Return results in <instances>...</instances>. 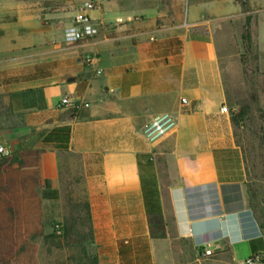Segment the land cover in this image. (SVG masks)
Segmentation results:
<instances>
[{
    "label": "crops",
    "instance_id": "crops-1",
    "mask_svg": "<svg viewBox=\"0 0 264 264\" xmlns=\"http://www.w3.org/2000/svg\"><path fill=\"white\" fill-rule=\"evenodd\" d=\"M95 1L98 35L68 44L63 29L82 0L70 4V20L60 14L42 22L34 13L41 0H0V10L12 11L19 27L15 40L26 42L0 49V144L35 161L54 188L63 156L81 158L87 185L108 214L98 232L102 256L111 259L104 264H120L119 242L139 237L147 238L156 264L171 233L197 254L211 250L233 264L263 255L264 118L246 113L233 120L223 67L234 55L219 42V27L230 35L231 10L243 6L237 0ZM255 28L253 55L261 68L264 5ZM65 96L77 109L59 108ZM224 105L229 114L221 113ZM159 114H171L176 126L151 144L142 131ZM142 155L154 160L162 239L151 236Z\"/></svg>",
    "mask_w": 264,
    "mask_h": 264
},
{
    "label": "rangeland",
    "instance_id": "rangeland-1",
    "mask_svg": "<svg viewBox=\"0 0 264 264\" xmlns=\"http://www.w3.org/2000/svg\"><path fill=\"white\" fill-rule=\"evenodd\" d=\"M76 1L41 0L39 10L34 13L37 12L40 22L43 18L50 19L60 14H66L64 17L70 20V13L73 12L70 4L75 5ZM240 1H252V50H247L244 41L246 11L239 4L231 10V34L224 33V24L219 27L222 48L229 49L234 55L230 64L223 67L229 102L234 108L231 113L237 116L244 108L249 117L264 118V66L257 68L253 55L256 50L255 24L264 4L258 5L255 0ZM191 12L187 10V13ZM219 12L220 16L224 14L222 9ZM12 17V11L0 10V49L26 44L15 40L19 27ZM24 155H13L0 162V264H77L85 259L84 247L92 261L96 257L99 264L110 261V258L102 256L98 240V232L109 222L108 214L94 196V187L87 185L81 158L75 154L63 156L59 183L54 188L49 180L41 176L36 162L26 160ZM260 159L264 163V154L260 155ZM53 190L58 192V198L45 199V193ZM88 216L91 217V224L88 223ZM73 217H80L81 221L74 227L72 236L66 239L62 231L63 223ZM155 227L156 232L163 230V225ZM170 238L158 249L161 255L156 258V264H233L222 255L202 257L190 243L177 240L174 233L170 234Z\"/></svg>",
    "mask_w": 264,
    "mask_h": 264
},
{
    "label": "trees",
    "instance_id": "trees-1",
    "mask_svg": "<svg viewBox=\"0 0 264 264\" xmlns=\"http://www.w3.org/2000/svg\"><path fill=\"white\" fill-rule=\"evenodd\" d=\"M237 1L241 3L246 13H248L245 22L244 41L247 50L250 51L252 50L251 48L253 46L252 38H251L252 36L251 27H252L253 17L250 14L251 13L250 8L247 6V3L240 0ZM192 38L194 40H206V41L208 40L206 38L197 37L194 35L192 36ZM245 115H246V110L243 108V110L240 111L239 115L237 116L233 115V120L238 123L240 117ZM62 148L67 149L68 147L67 145H64V147ZM139 166L141 169L144 204L150 220L151 236L157 239L165 238L166 233L164 231V224L162 219L163 210L159 198V191L156 184L154 160L151 156L142 155L139 157ZM44 198L53 199V200L57 199L58 192L55 190L47 192L45 193ZM80 221H81L80 217H73L71 221L68 219L64 220L62 231H63V236L66 239H69L70 236H72L74 227L78 226L80 224ZM91 221H92L91 217L88 216V223L91 224ZM155 225H163V230L160 232H156ZM76 245L77 246L79 245V240L76 241ZM83 252L85 255V259L79 260L77 264H99L97 257L93 259L94 261L88 258V252L86 251L85 247L83 248ZM118 256H119L120 264H153L152 257L150 254L149 243L146 237H139L134 241H128V242L120 241L118 247ZM260 256L263 258V262H264V254Z\"/></svg>",
    "mask_w": 264,
    "mask_h": 264
},
{
    "label": "built area",
    "instance_id": "built-area-1",
    "mask_svg": "<svg viewBox=\"0 0 264 264\" xmlns=\"http://www.w3.org/2000/svg\"><path fill=\"white\" fill-rule=\"evenodd\" d=\"M96 9L97 2L95 0H82L81 4L75 10L72 23L63 29V39L66 43L76 44L98 35V29L91 18V13ZM182 103L185 106L189 104L186 99ZM58 106L62 109H77L75 101L69 96L63 97ZM221 113L229 114L230 109L228 106L224 105L221 108ZM175 126L176 121L171 114H159L150 120L144 127L142 133L149 143L154 144L173 131ZM12 156V149L5 144H0V162L10 159ZM213 254L214 252L211 250H205L200 253L202 257H210ZM252 258L244 264H264L263 258L260 255Z\"/></svg>",
    "mask_w": 264,
    "mask_h": 264
}]
</instances>
